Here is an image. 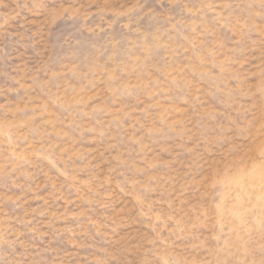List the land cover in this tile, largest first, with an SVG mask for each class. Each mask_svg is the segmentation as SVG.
<instances>
[{
	"label": "rangeland",
	"instance_id": "obj_1",
	"mask_svg": "<svg viewBox=\"0 0 264 264\" xmlns=\"http://www.w3.org/2000/svg\"><path fill=\"white\" fill-rule=\"evenodd\" d=\"M0 264H264V0H0Z\"/></svg>",
	"mask_w": 264,
	"mask_h": 264
}]
</instances>
